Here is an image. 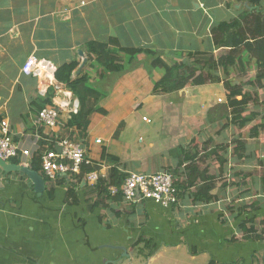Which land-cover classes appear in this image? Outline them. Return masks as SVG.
Returning a JSON list of instances; mask_svg holds the SVG:
<instances>
[{
  "label": "crops",
  "instance_id": "crops-1",
  "mask_svg": "<svg viewBox=\"0 0 264 264\" xmlns=\"http://www.w3.org/2000/svg\"><path fill=\"white\" fill-rule=\"evenodd\" d=\"M236 20L249 39H259L264 34V2L254 6L243 0H0V124L8 121L15 142L32 153L29 165L23 156L7 164L31 167L41 144L45 154L58 151L59 140L70 139L83 146L101 177L113 166L101 161L104 150L119 160L115 169L121 174L175 175L181 157L173 151H199L203 142L213 139L206 126L227 118L223 84L155 95L154 85L163 74L151 67L145 54L136 56L130 70L103 78L89 45L108 44L115 51L150 49L170 62L185 61L190 54L218 57L229 49L216 46L212 30ZM30 55L48 64L41 76L22 73ZM70 63L77 64L73 82H83L87 74L90 84L106 93L99 105L104 113L92 115L84 137L67 128L79 102L69 85L55 76ZM50 94L52 104L45 107L59 111L58 124L36 125L40 106ZM208 106L216 107L213 119L208 118ZM228 159V173L258 168L255 160ZM186 165L178 168V175ZM217 168L213 164L210 171ZM63 177L67 182H56L49 194L46 181L38 192L26 174L0 167V264H264V242L242 241L239 222L222 218L228 213L225 207L195 204L189 195L170 207L146 200L129 204L122 197L104 214L100 209L90 212L85 179L77 184L75 202L68 191L76 181Z\"/></svg>",
  "mask_w": 264,
  "mask_h": 264
},
{
  "label": "trees",
  "instance_id": "trees-1",
  "mask_svg": "<svg viewBox=\"0 0 264 264\" xmlns=\"http://www.w3.org/2000/svg\"><path fill=\"white\" fill-rule=\"evenodd\" d=\"M243 1L254 6H260L264 2V0ZM247 16L248 14H245L241 19ZM240 20L231 23H220L212 30V37L216 46L229 49L225 55L218 57L190 54L185 61L170 62L154 50L121 48L115 51L108 44L101 43L89 45V51L95 64L102 68L101 77L103 78L110 74H119L130 70L136 56L145 54L151 60V67L160 69L163 74L162 78L154 85L153 94L155 95H170L189 86L223 84L227 100L225 109L228 111V115L225 119L226 124L223 125L222 129L233 127L240 133H238L239 135L235 134L230 140H225L224 143L215 142L212 138L207 139L202 143L199 151L189 149L186 151L184 147L173 151L174 155L181 157L178 168L188 162L182 176L178 175V168L173 171L176 175L174 177L178 178L176 179L178 197L189 195L195 204L209 205L215 203L219 200V196L213 195V192L216 190L219 181H223L224 184L222 185L224 186L231 184L232 189L234 186L242 191L247 190L245 193L243 191L239 197L241 198L243 195V197L255 198L257 196L255 201H251L250 205L241 203L238 206L235 203L238 201L237 197L233 199L236 209L227 206L225 209L234 217V221L239 222L238 228L242 241L264 242V232L262 235L255 233L258 220H261L264 225V155L255 159L257 169L233 173L230 171L228 173L229 156L236 160L253 161L255 157L250 148L253 146V142L258 141L262 136L261 134L264 133V120L260 123H254L255 119L258 118V113L251 110V107L256 108L264 105V100H262L264 96L261 95V92L264 94V34L259 39H249ZM76 68V63L64 64L56 71L55 76L60 83L69 85V89L79 102L78 110L76 113H72L67 128L80 131L84 137L92 115L104 113L99 105L106 93L97 86L91 85L87 74L84 75L83 82H73L72 76ZM242 75L249 76V79L241 82L239 76ZM52 98V94L48 95L39 111L45 106L51 105ZM249 125L252 126L247 131V135L245 131ZM196 140V138L192 139L190 149H192V145ZM44 148V144H41V149L34 154L31 163V169L40 172L39 174L42 176L41 162L45 152ZM101 161L113 165L109 175L105 178L101 177L95 185H86L85 191L87 193L88 210L94 212L96 209H100L104 214L107 209L113 208L121 202L122 194L112 195L110 188L113 185L120 187L124 183L127 174H121L115 169L119 160L106 150H104ZM213 164L218 165L216 172L210 171ZM97 169L98 167L91 162L84 163L79 174L69 176L70 182L72 180L76 181V184H73L68 191L69 197H73L75 202H77V184L82 183L88 173ZM43 177L46 181V192L49 194L53 192L56 182L64 183L68 180L65 177H59L58 180ZM230 177L231 181H228ZM251 186L255 187H253L254 190ZM223 222L226 223L225 220ZM151 242V239L147 240L146 245L148 246ZM152 254L150 253L147 256H152Z\"/></svg>",
  "mask_w": 264,
  "mask_h": 264
},
{
  "label": "built area",
  "instance_id": "built-area-1",
  "mask_svg": "<svg viewBox=\"0 0 264 264\" xmlns=\"http://www.w3.org/2000/svg\"><path fill=\"white\" fill-rule=\"evenodd\" d=\"M48 64L35 55H30L22 68V73L27 76H41L47 71ZM54 79L50 76V82ZM60 117L59 111L54 107H45L40 110L35 118V124L40 126L55 127ZM100 142V141H99ZM58 151H48L42 157L41 168L43 175L56 180L58 177L79 174L86 159V151L82 145L70 139H62L58 142ZM31 151L22 149L12 137L8 121L0 124V159L11 161L19 156L28 160ZM101 175L97 171L85 176V183L95 185ZM111 194H122L124 201L129 204L139 203L143 200L153 201L163 207H170L179 202L176 178L169 172L154 174H142L131 172L127 175L120 187L112 186Z\"/></svg>",
  "mask_w": 264,
  "mask_h": 264
},
{
  "label": "rangeland",
  "instance_id": "rangeland-1",
  "mask_svg": "<svg viewBox=\"0 0 264 264\" xmlns=\"http://www.w3.org/2000/svg\"><path fill=\"white\" fill-rule=\"evenodd\" d=\"M232 76H234V74H232ZM248 79H249V76H243V75L239 76V80H241V82H245ZM261 95L263 97L264 94L261 92ZM262 100H264V98H262ZM224 101H225V98L223 99V102ZM214 108H216V107H214V106L213 107L212 106L207 107V110H208L207 115H208L209 119L210 118L213 119L216 117V115H215L216 109H214ZM251 110L258 113V118L255 119L256 121L254 123H258V122L260 123L264 120V119H262L264 117V105L263 106L261 105V106L256 107V108L251 107ZM182 121L183 120H180V122H182ZM225 124H226V121L224 119V120L220 121V123L217 122L214 127L209 126V125L206 126L207 129H211L210 134L212 135L213 139L218 140L220 143H224L223 142L224 140H226V139L228 140V138L231 139L235 134H237V130L233 127H229L227 129H222L223 125H225ZM251 126L252 125H249V127L245 131V133L247 135H248L247 131L251 128ZM261 135H262L261 138L258 141H254L253 146L250 148L251 153L255 157L254 160L258 156L261 157L264 155V133H262ZM199 142L200 143L202 142L201 136H200ZM245 171H247V170L245 169ZM222 184H224V182L219 181L217 183V188L214 191V192H216L217 190L220 191L219 198L222 199L221 200L222 202L212 204L211 208H216L217 210H221L222 207H226V206L227 207H235V205L233 204L234 203L233 199H236L237 197H238V201L235 203L238 206H240L241 203H245L246 205H248V204L250 205L251 201L256 200L257 196L255 198L254 197L253 198H247V197H243V195L241 196V198L239 197L243 191H244L243 193H245V191H247V190L242 191V190L236 189V187H234V186L232 189L231 184L229 185L227 183L228 184L227 186H224ZM228 186H230V187H228ZM253 187L251 186V188L254 190L255 187L254 188ZM235 189L239 190V191H236ZM245 189H247V188H245ZM238 206H237V208H238ZM235 209H236V207H235ZM248 211H250V210H248ZM222 218L226 219V220H229L228 218H231L230 220L232 221V223L234 221V217L231 216L229 212L227 214H224L222 216ZM263 232H264V225L261 223V220H258L256 223V232L255 233L256 234L258 233L257 235H262ZM239 234L241 235L240 232H239Z\"/></svg>",
  "mask_w": 264,
  "mask_h": 264
},
{
  "label": "water",
  "instance_id": "water-1",
  "mask_svg": "<svg viewBox=\"0 0 264 264\" xmlns=\"http://www.w3.org/2000/svg\"><path fill=\"white\" fill-rule=\"evenodd\" d=\"M86 62L87 61L84 60V62H83V64H82V66H81L80 69H82L83 67H85ZM0 167H3L6 172L7 171H10L11 172V170H16V171H21L22 173L26 174L27 177L36 185V190L38 192H42L45 189V180H44V177L41 176L38 172L33 171L31 169V167L11 166V165H8L6 161H3L1 159H0Z\"/></svg>",
  "mask_w": 264,
  "mask_h": 264
}]
</instances>
